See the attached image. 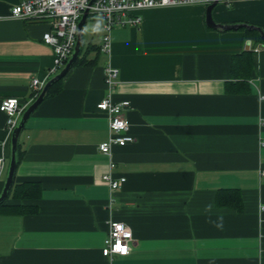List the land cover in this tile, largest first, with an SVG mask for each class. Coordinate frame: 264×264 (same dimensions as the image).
Wrapping results in <instances>:
<instances>
[{"label": "crops", "instance_id": "1", "mask_svg": "<svg viewBox=\"0 0 264 264\" xmlns=\"http://www.w3.org/2000/svg\"><path fill=\"white\" fill-rule=\"evenodd\" d=\"M19 1L0 0V103H28L31 79L45 84L64 65L49 73V20L7 17ZM205 9H140L137 25L112 27L107 52L101 20H85L100 32L84 37L83 26L78 57L88 63L70 67L19 134L13 179L37 181L39 192L32 212L0 207V264H264V41L207 26ZM211 13L264 32V0L217 3ZM107 65L117 69L110 89ZM108 97L128 101L134 138L109 155L98 149L108 119L97 108ZM6 119L0 109V142ZM110 160L112 175L125 177L114 194L102 177ZM227 189L240 199L224 203ZM110 220L131 230L126 255L101 252Z\"/></svg>", "mask_w": 264, "mask_h": 264}, {"label": "built area", "instance_id": "2", "mask_svg": "<svg viewBox=\"0 0 264 264\" xmlns=\"http://www.w3.org/2000/svg\"><path fill=\"white\" fill-rule=\"evenodd\" d=\"M216 1L224 6H230L236 0H20L12 4L7 17L24 21L49 20L50 27L43 33L42 39L52 47L54 65L49 68V73H55L69 58L76 41L78 21L84 11L97 16L101 20L100 50L107 52L110 47V30L113 26L126 24L137 25L140 17L135 12L143 8L173 6L181 4H201L207 6ZM1 17V16H0ZM256 51L258 48L255 49ZM117 69L107 65L104 70V81L108 89L115 83ZM44 82L37 78L30 81L31 97L28 103L22 104L15 97H8L1 101L0 109L6 114L7 135L0 142V174L5 165L4 149L10 141L11 133L24 111L39 94ZM127 100L114 103L110 98H103L97 103V108L102 110L108 119L107 139L98 145L104 154H110L113 145H124L134 140L129 133V125L123 116V110L128 106ZM260 126L264 125V117L259 120ZM260 146H264V139H259ZM114 163L110 160L108 171L103 174V179L109 186L111 194L119 189L125 181L124 176L115 177L112 174ZM264 177V169L260 170ZM264 210V202L259 206ZM132 239L131 230L122 221L110 220L107 236L101 252L104 256L112 258L113 255H126L129 242Z\"/></svg>", "mask_w": 264, "mask_h": 264}, {"label": "water", "instance_id": "3", "mask_svg": "<svg viewBox=\"0 0 264 264\" xmlns=\"http://www.w3.org/2000/svg\"><path fill=\"white\" fill-rule=\"evenodd\" d=\"M217 4L216 1L208 4L205 9V23L207 26L211 28H221L224 30L227 29H238V28H248V29H253L255 28L253 25H248L245 23H234V24H221V23H216L213 18H212V9L214 6ZM87 17V10L83 12L81 15L79 21H78V26H77V34H76V41L74 48L72 50L71 55L69 58L66 60L62 68L59 70L58 73H56L54 76L49 78L45 84L43 85L41 91L37 95V97L30 103L28 106L24 109L22 114L20 115L16 126L14 127L11 136H10V152H9V162H8V167H7V172H6V177L2 186V189L0 191V203L4 201V199L7 197L8 192L10 190V187L13 182L14 178V173L17 167L18 163V138L19 134L30 116V114L34 111V109L37 107V105L43 100L45 97L49 87L56 82L57 80L61 79L65 74L68 72L70 67L73 65L74 61L79 55L80 48H81V43H82V32H83V26L85 23ZM258 30L260 37L262 41H264V32H262L259 28H255ZM259 48H264V42H262L259 46Z\"/></svg>", "mask_w": 264, "mask_h": 264}, {"label": "trees", "instance_id": "4", "mask_svg": "<svg viewBox=\"0 0 264 264\" xmlns=\"http://www.w3.org/2000/svg\"><path fill=\"white\" fill-rule=\"evenodd\" d=\"M88 18L97 19L98 17L88 13L86 19ZM239 29H242L244 31V34L247 38H249L250 36H253L255 40H262L259 32L255 29L253 30H247V29L245 30V28H239ZM84 63H88V62L85 59L78 57L74 61L73 65H77V64L79 65V64H84ZM60 80L61 79L57 80L49 87L46 93V96L55 92L57 88V84ZM21 155L22 154L18 148V161L20 160ZM226 191L228 192V195L226 197V200H225V196L223 197L224 203L229 204V201L230 202L238 201L240 199V196L237 190L227 189ZM38 192H39V184L37 181L27 180V181L17 183L13 179L8 195L4 199V201L0 203V207L1 208L2 207L15 208L24 213L32 212L35 209L34 200L36 199ZM10 198L13 199L15 202L6 203V201L9 200ZM218 201H219V198L217 197V203H219ZM31 202H33L34 204Z\"/></svg>", "mask_w": 264, "mask_h": 264}, {"label": "rangeland", "instance_id": "5", "mask_svg": "<svg viewBox=\"0 0 264 264\" xmlns=\"http://www.w3.org/2000/svg\"><path fill=\"white\" fill-rule=\"evenodd\" d=\"M97 26H98L97 20L89 19L84 25V37H86L88 34H92L94 35L95 38H97V35L100 33L99 30L97 29ZM6 160L8 165L9 158H7Z\"/></svg>", "mask_w": 264, "mask_h": 264}]
</instances>
